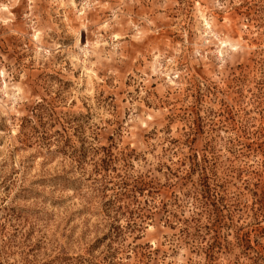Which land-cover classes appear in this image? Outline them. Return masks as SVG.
<instances>
[{
	"label": "rangeland",
	"instance_id": "obj_1",
	"mask_svg": "<svg viewBox=\"0 0 264 264\" xmlns=\"http://www.w3.org/2000/svg\"><path fill=\"white\" fill-rule=\"evenodd\" d=\"M0 264H264V0H0Z\"/></svg>",
	"mask_w": 264,
	"mask_h": 264
}]
</instances>
